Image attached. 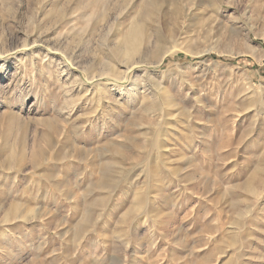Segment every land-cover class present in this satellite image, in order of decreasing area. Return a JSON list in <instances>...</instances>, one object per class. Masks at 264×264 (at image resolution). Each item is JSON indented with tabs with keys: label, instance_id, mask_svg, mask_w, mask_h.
<instances>
[{
	"label": "rangeland",
	"instance_id": "obj_1",
	"mask_svg": "<svg viewBox=\"0 0 264 264\" xmlns=\"http://www.w3.org/2000/svg\"><path fill=\"white\" fill-rule=\"evenodd\" d=\"M263 190L264 0H0V264H264Z\"/></svg>",
	"mask_w": 264,
	"mask_h": 264
},
{
	"label": "bare ground",
	"instance_id": "obj_2",
	"mask_svg": "<svg viewBox=\"0 0 264 264\" xmlns=\"http://www.w3.org/2000/svg\"><path fill=\"white\" fill-rule=\"evenodd\" d=\"M264 191V190H263ZM263 191H262V195H263Z\"/></svg>",
	"mask_w": 264,
	"mask_h": 264
}]
</instances>
